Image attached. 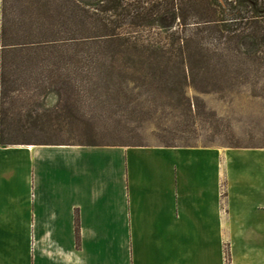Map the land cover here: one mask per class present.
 Wrapping results in <instances>:
<instances>
[{
  "label": "crops",
  "instance_id": "0c3cea01",
  "mask_svg": "<svg viewBox=\"0 0 264 264\" xmlns=\"http://www.w3.org/2000/svg\"><path fill=\"white\" fill-rule=\"evenodd\" d=\"M234 228L264 233L261 150L0 144V264H223Z\"/></svg>",
  "mask_w": 264,
  "mask_h": 264
},
{
  "label": "rangeland",
  "instance_id": "374dc122",
  "mask_svg": "<svg viewBox=\"0 0 264 264\" xmlns=\"http://www.w3.org/2000/svg\"><path fill=\"white\" fill-rule=\"evenodd\" d=\"M242 15L245 20L238 29L246 39L239 44L232 38L234 34L228 41L207 32L198 43H191L192 47L216 48L209 56L212 67L205 69L204 78H197L201 81L197 85L190 79L185 82L172 70L132 71L124 60L115 82L105 74L99 82L86 74L83 62L101 47L72 44L37 50L38 42L85 35L83 28L67 17L66 0H5L9 44L30 45L10 56L15 92L5 107L12 141L264 152V46L251 43H262L263 32L254 38L251 8L244 9ZM81 59L82 64L77 63ZM52 61H61L66 69L60 71L59 79V72L54 71L57 82L43 91L40 81L50 75ZM66 76L71 81L63 83ZM56 90L65 121L54 128L55 122L51 125L49 120L55 118L52 110L60 101L51 93ZM37 115H45L43 124L33 120ZM235 231L218 234L223 243V264H264V233L257 236ZM247 238L250 242L258 239L259 247L246 248Z\"/></svg>",
  "mask_w": 264,
  "mask_h": 264
},
{
  "label": "trees",
  "instance_id": "16d2710c",
  "mask_svg": "<svg viewBox=\"0 0 264 264\" xmlns=\"http://www.w3.org/2000/svg\"><path fill=\"white\" fill-rule=\"evenodd\" d=\"M263 5L264 0H223V2L219 0H66L67 17L75 20L74 23L83 28L85 35L81 39L72 37L35 44L37 50L68 48L72 44L101 47L100 52L86 57L85 63L83 59L77 61L79 64L83 62L86 74L91 75L92 80L99 82L103 81L102 74H105L110 82H115L116 73L121 70L120 62L124 60L129 63L126 67L131 68L132 71L165 73L172 70L173 74L181 75L185 82L190 79L197 85L201 82L197 81V78H204V74L207 73L205 69L212 67L209 56L216 48L200 44L192 47L191 43H198L203 38L201 35L207 32L228 41L233 38L239 44L242 39H246L244 33L239 30L245 20L242 12L251 8L252 24L256 29L254 38L263 32L262 43L255 41L251 43L254 47L264 46ZM192 18L194 22H190ZM191 28L194 29L190 30ZM77 32L72 31L74 34ZM190 32L192 37L187 36ZM1 44L0 144L3 146L75 145L12 141L13 134L11 130H7V125L10 126V123L7 121L8 110L5 107L6 101L12 99L11 94L15 92L13 88L15 81L11 79V70H14V66L10 56L18 52L16 49L25 51L30 45L23 44L20 47L9 44L5 24V0H2ZM255 54L254 56H257V53ZM67 60L73 63V59ZM52 67H55V70H52ZM51 68L48 69L50 75L40 81L43 91H48L47 86L57 82L53 76L54 71L59 72V79L60 71L66 69L64 65L61 66V61L53 62ZM65 81L71 80L66 76L63 83ZM51 93H55L60 99L52 110L55 118L49 120L51 125L55 122L54 128H56L57 123L62 124L65 121L61 114L64 109H62L60 93L57 90ZM33 120L41 125L45 122V115H37Z\"/></svg>",
  "mask_w": 264,
  "mask_h": 264
}]
</instances>
